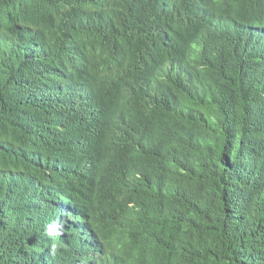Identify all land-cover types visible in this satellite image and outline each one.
Wrapping results in <instances>:
<instances>
[{
  "label": "trees",
  "instance_id": "obj_1",
  "mask_svg": "<svg viewBox=\"0 0 264 264\" xmlns=\"http://www.w3.org/2000/svg\"><path fill=\"white\" fill-rule=\"evenodd\" d=\"M0 41V264L50 200L51 260L264 264V0H0Z\"/></svg>",
  "mask_w": 264,
  "mask_h": 264
},
{
  "label": "clouds",
  "instance_id": "obj_2",
  "mask_svg": "<svg viewBox=\"0 0 264 264\" xmlns=\"http://www.w3.org/2000/svg\"><path fill=\"white\" fill-rule=\"evenodd\" d=\"M0 54L4 57L10 53L6 46L2 44L0 41ZM64 63H67L66 61ZM169 63V62H166ZM163 63L165 65H168ZM11 172L7 170H0V177H4L9 175ZM49 207L45 210L46 214L48 212V217H42V211L40 209V204L38 203L37 206L33 207L25 204L15 203L14 201L8 202L6 205L9 210H12L14 207H20L21 211L16 215L15 222L13 224V229L16 226L21 227V234L24 235L27 249V258L29 260V264H75L71 261L68 255L64 252L63 259L57 258L55 260H51L53 251L56 250L57 242H52L49 238L52 235H56L59 232V227L62 228V223L60 220L64 219V216L67 214L69 215V204H60L56 205L52 200L46 201ZM25 206V209L21 207ZM61 208V210L58 208ZM33 207V208H32ZM81 212L83 215V210L81 208ZM84 217V215H83ZM57 219V223H56ZM85 222H88V218L84 217ZM44 222V226L41 224ZM48 224V233L46 231V226ZM74 223V219H73ZM76 226L74 228V234H81L86 233L85 230L82 229V224L79 223L78 219H76ZM85 231V232H84ZM63 233V232H61ZM49 239V243L47 246L46 239ZM86 240V239H85ZM65 241V240H64ZM33 243V244H32ZM34 245V248H33ZM122 264H132L128 260H124ZM142 264V263H139Z\"/></svg>",
  "mask_w": 264,
  "mask_h": 264
},
{
  "label": "bare ground",
  "instance_id": "obj_3",
  "mask_svg": "<svg viewBox=\"0 0 264 264\" xmlns=\"http://www.w3.org/2000/svg\"><path fill=\"white\" fill-rule=\"evenodd\" d=\"M20 194H21V192H20ZM29 201H30V199H29ZM47 217H48V212H47ZM65 219H66V217H65ZM56 223H57V219H56ZM74 223H76V221H74ZM48 224H49V222H47V226H46V231H47V233H48ZM85 232V231H84ZM82 241H84L83 243H85V238H84V236H83V240ZM46 243H47V246H48V243H49V239H48V237H47V239H46ZM84 245L85 244H83V247H84Z\"/></svg>",
  "mask_w": 264,
  "mask_h": 264
}]
</instances>
